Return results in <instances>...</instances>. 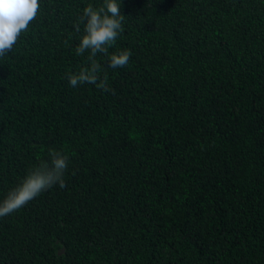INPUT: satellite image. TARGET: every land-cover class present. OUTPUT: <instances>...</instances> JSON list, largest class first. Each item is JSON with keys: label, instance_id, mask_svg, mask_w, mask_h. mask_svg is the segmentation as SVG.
<instances>
[{"label": "trees", "instance_id": "1", "mask_svg": "<svg viewBox=\"0 0 264 264\" xmlns=\"http://www.w3.org/2000/svg\"><path fill=\"white\" fill-rule=\"evenodd\" d=\"M118 2L109 91L67 79L104 0H39L0 57V203L69 157L66 187L0 217V264H264V0Z\"/></svg>", "mask_w": 264, "mask_h": 264}, {"label": "clouds", "instance_id": "2", "mask_svg": "<svg viewBox=\"0 0 264 264\" xmlns=\"http://www.w3.org/2000/svg\"><path fill=\"white\" fill-rule=\"evenodd\" d=\"M39 0H0V57L12 50L20 34L28 29L29 24L36 19L39 11ZM81 22L86 20L85 34L81 37L75 49L77 55L90 51L88 60L90 67L81 68L78 73H68L67 79L75 88L81 84H92L97 89L109 91L108 77L100 76L101 64L95 58L98 53L107 57L108 67L122 68L126 66L132 55L131 51L110 53L122 29L118 0H104L97 9L89 5L83 10ZM80 30L79 23L75 25ZM50 161H41L39 166L30 171L28 176L16 188L11 190L6 199L0 203V217L7 216L29 201L38 197L43 191L59 184L66 187L64 173L68 167L69 157L66 154L51 149Z\"/></svg>", "mask_w": 264, "mask_h": 264}]
</instances>
